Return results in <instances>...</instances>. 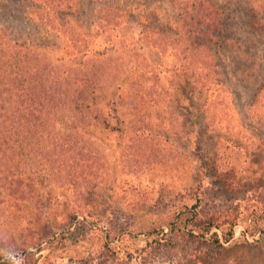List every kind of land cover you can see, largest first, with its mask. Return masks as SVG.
<instances>
[{
  "label": "rangeland",
  "instance_id": "1",
  "mask_svg": "<svg viewBox=\"0 0 264 264\" xmlns=\"http://www.w3.org/2000/svg\"><path fill=\"white\" fill-rule=\"evenodd\" d=\"M202 1L220 6L225 19H190L192 13L205 10L197 8L195 0H0V28L15 39L54 48L52 58H62L64 46L75 42L115 50L113 58L123 56L126 63L116 61L126 73L119 80L131 76L124 88L144 90L140 84L130 83L145 82L148 90L160 93L159 111L167 118L160 124L156 116L152 117L156 111L149 108L150 140L144 144L146 153L138 157L134 153L139 150V140L134 142L118 132L106 131L100 122L95 142L102 182L87 194L81 195L72 184H55L48 188L51 197L42 198L40 203L25 200L21 207L1 203L0 255L22 264L31 258V251L38 254L37 242L42 235L61 233L69 226L73 229L81 221L79 231H86L83 240L55 250L43 264H264V239L255 242L250 238L246 242L241 236L242 227L216 256L193 255L191 247L144 255L143 235L135 238L134 223L146 216L160 215L162 220L176 208L195 203L198 195L210 201V207L236 196L226 190L223 181L204 174L199 163L202 157L207 158V170L216 160L221 171L231 166L227 159L234 160L239 175L253 178L255 187L264 191V91L256 97L264 87V0ZM209 25L227 30L221 37L228 42L221 52L223 65L218 69L224 86L212 84L210 91H215L208 103L203 99L206 96L198 94L194 113L184 112L177 119L169 113L166 99L169 91L173 92L181 68L190 60L191 67L199 72L196 57L186 61L185 53L179 50H169L163 57L148 45L172 44L178 38L184 43L176 33L179 29ZM192 40L195 37L185 38L188 43ZM135 61H141L139 66ZM152 73L156 77L152 78ZM112 81L117 85L115 78ZM102 105L104 116L109 115L112 109ZM111 121L115 122L113 118ZM154 133L159 135L153 137ZM220 138L239 140L241 147L226 149L217 145ZM151 146L159 151L148 153ZM30 163L35 168L40 166L38 157L33 156ZM79 212L90 213L91 222L84 223L83 215L77 216ZM38 213L44 216L37 224ZM108 227L130 232L121 242L119 254H111L103 246ZM116 243L117 239L112 242ZM128 252L135 254L131 257Z\"/></svg>",
  "mask_w": 264,
  "mask_h": 264
},
{
  "label": "trees",
  "instance_id": "2",
  "mask_svg": "<svg viewBox=\"0 0 264 264\" xmlns=\"http://www.w3.org/2000/svg\"><path fill=\"white\" fill-rule=\"evenodd\" d=\"M195 2L197 8L205 10L192 13L190 19H214L215 22L225 19L220 6L205 5L202 0ZM190 27L185 26L184 31L179 29L176 32L184 43L177 37L178 40L172 44L148 45L163 57L169 50L185 53L186 61L191 56L196 57L195 67L199 72L191 67L193 61L190 60L181 68L173 92L169 91L166 99L170 108L168 111L171 110L169 113L177 119L184 112L194 113L199 104L196 100L198 94L206 96L203 99L208 103L215 91H210L212 84L224 86L218 69L220 64L223 65L221 52L227 48L228 42L221 37H225L227 30L210 25ZM193 37L195 40L185 41V38ZM106 48L95 49L87 42H75L64 46L62 58H52L54 48L49 50L47 46L15 39L0 28V204L21 207L25 200L40 203L42 198L51 197V189L48 188L55 184H72L81 195L98 188L102 181L95 141L102 121L106 131L118 132L121 137H130L134 142L139 140V150L134 156L146 153L144 144L151 135L147 131L150 130L151 120L148 111H156L152 117L156 116L160 124L167 119L160 114L163 111H159L160 93L148 90L145 82L139 80L130 84H140L144 90L125 89L124 82L131 76L119 80L122 73L126 74L119 66L120 62L125 63L124 58L119 56L114 59L116 51ZM140 62L135 61V64L139 66ZM154 73L152 78L156 77ZM139 78L142 80L143 76ZM261 91L264 87L256 97ZM102 104L112 109L109 115L104 116ZM118 106L124 109L119 110ZM103 117L110 119L102 120ZM168 128L173 130L169 123ZM179 133L182 134V131ZM158 135L154 133L153 137ZM218 140L217 145L222 144L226 149L241 147L239 140ZM151 151L159 150L151 146L148 153ZM33 156L40 160L38 168L30 163ZM227 160L231 166L222 171L219 160L214 161L211 170L206 169L207 158H200L199 163L204 174L223 181L226 190L235 192L236 196L226 200L225 204L215 203L210 207V201L198 195L195 203L176 208L162 220L160 215L152 212L155 218L149 215L134 223L135 238L143 235L141 240L145 241L144 255H158L164 250L171 253L178 249L185 251L191 247L193 255L198 252L216 256L226 243L234 239L239 227L243 228L241 236L246 242H250V238L255 242L264 239V191L255 187L253 178L239 175L234 160ZM79 215H83L84 223L91 222L88 218L90 213L79 212ZM43 216L38 213L34 223ZM80 224L81 221L75 228L69 226L61 233L42 235L37 242L38 254L31 251V258L22 261V264H43L48 262L55 250L79 243L86 234L84 230L79 231ZM105 230L103 246L111 254H119L121 250L118 248L130 232L122 228L114 231L110 227ZM116 239L119 243L113 245ZM46 250L48 252L44 254ZM133 254L135 252H128L131 257ZM0 264L15 262L0 255Z\"/></svg>",
  "mask_w": 264,
  "mask_h": 264
}]
</instances>
